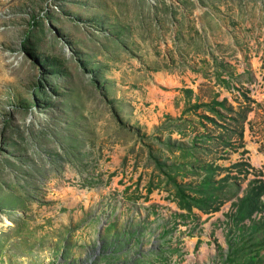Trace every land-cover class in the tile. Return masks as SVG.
I'll return each mask as SVG.
<instances>
[{
  "label": "rangeland",
  "instance_id": "1",
  "mask_svg": "<svg viewBox=\"0 0 264 264\" xmlns=\"http://www.w3.org/2000/svg\"><path fill=\"white\" fill-rule=\"evenodd\" d=\"M6 4L0 264H264V0Z\"/></svg>",
  "mask_w": 264,
  "mask_h": 264
},
{
  "label": "trees",
  "instance_id": "2",
  "mask_svg": "<svg viewBox=\"0 0 264 264\" xmlns=\"http://www.w3.org/2000/svg\"><path fill=\"white\" fill-rule=\"evenodd\" d=\"M226 103L227 99H224L222 102L217 103L223 108L222 110L216 109L215 107H213V105L212 107H210V110L212 114H216L221 118L224 117L227 120L238 124L237 127H233L235 130L234 132L237 133V137L234 138L232 137V134L226 133V138L224 142L226 145H235V148H239L243 146V138L245 131L244 123L247 120L248 109L242 106L241 109L237 110L232 105L227 107ZM223 110L227 113L228 117L224 116L225 112ZM212 120L217 124L216 119L213 118ZM238 140L240 141V143L237 142ZM238 165H241V163H237L233 167H237ZM230 176V174L227 175L225 179H229ZM221 190L222 187H214L213 190H210V192H208L209 198L213 200H220L221 203L228 201L232 198L222 197L221 195L223 193L221 192ZM244 191V195L242 197L239 196L238 200L233 202V205L238 207L236 211L237 215L241 218V220L249 219L252 221H256L259 227L263 228L264 218H262V220H255L254 215L258 216V214L264 211V199L262 198V196L264 195V181L262 179H254L253 181L249 182L248 187Z\"/></svg>",
  "mask_w": 264,
  "mask_h": 264
},
{
  "label": "crops",
  "instance_id": "3",
  "mask_svg": "<svg viewBox=\"0 0 264 264\" xmlns=\"http://www.w3.org/2000/svg\"><path fill=\"white\" fill-rule=\"evenodd\" d=\"M162 78H165V75H160ZM166 86L158 81L152 83L150 87V97L157 99H166L168 96L166 95L169 91L166 90Z\"/></svg>",
  "mask_w": 264,
  "mask_h": 264
},
{
  "label": "built area",
  "instance_id": "4",
  "mask_svg": "<svg viewBox=\"0 0 264 264\" xmlns=\"http://www.w3.org/2000/svg\"><path fill=\"white\" fill-rule=\"evenodd\" d=\"M6 1L7 0H0V32L6 29L4 22L7 15L10 13V9L7 7Z\"/></svg>",
  "mask_w": 264,
  "mask_h": 264
},
{
  "label": "bare ground",
  "instance_id": "5",
  "mask_svg": "<svg viewBox=\"0 0 264 264\" xmlns=\"http://www.w3.org/2000/svg\"><path fill=\"white\" fill-rule=\"evenodd\" d=\"M253 150L256 152V148L255 147H253ZM9 223V220H7V224Z\"/></svg>",
  "mask_w": 264,
  "mask_h": 264
}]
</instances>
